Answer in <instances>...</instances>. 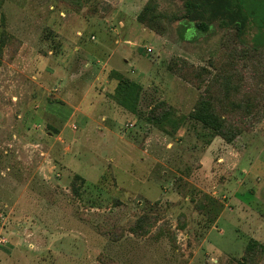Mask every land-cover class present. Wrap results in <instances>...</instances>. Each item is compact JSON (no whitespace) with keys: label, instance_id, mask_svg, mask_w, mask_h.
I'll use <instances>...</instances> for the list:
<instances>
[{"label":"rangeland","instance_id":"rangeland-1","mask_svg":"<svg viewBox=\"0 0 264 264\" xmlns=\"http://www.w3.org/2000/svg\"><path fill=\"white\" fill-rule=\"evenodd\" d=\"M111 1L0 0V264H239L264 243V82L227 26L239 15L264 45V0H194L203 30L181 28L189 0H156L161 39L136 21L145 0ZM235 67L253 112L232 143L209 141L187 78ZM115 74L141 87L136 114ZM161 103L163 128L147 120ZM202 194L223 206L209 230Z\"/></svg>","mask_w":264,"mask_h":264},{"label":"trees","instance_id":"trees-1","mask_svg":"<svg viewBox=\"0 0 264 264\" xmlns=\"http://www.w3.org/2000/svg\"><path fill=\"white\" fill-rule=\"evenodd\" d=\"M62 1L71 3L73 6L79 8L91 2V0ZM184 5L185 14L181 18L184 22L181 24V28L185 30V24L194 22L195 26L200 28V30L205 29L206 25L202 22H196L190 12L192 7L198 8L197 3L194 2V0H189L186 1ZM212 5L214 9L213 13H219L215 2L212 3ZM215 17H217V15ZM136 21L143 26L144 29L158 36H162L165 32L163 18L161 12L158 10L156 0H147L145 2L141 11L136 16ZM220 22L223 23L221 19ZM227 27L229 31H231L232 36H234L235 63L238 59H241L244 61L245 66H247L246 63L253 59L252 63L256 65L259 81L264 82V45L250 44L248 41L249 38H246V22L244 19H241L239 15H236ZM181 62L183 63V61ZM175 65L177 67L176 63ZM115 75L117 76L118 84L115 89L114 98L122 107L132 114H136L137 101L139 99L141 87L133 81L125 79L120 75ZM180 76L183 77L182 75ZM187 80L190 82L193 81V83L202 90L188 119L200 125L201 129L205 131L209 141L214 137H220L227 143H232L236 140L244 131V127H242L241 124L247 119L248 115L253 112V103L250 99L251 91L247 90L248 88L244 84L246 81H243L237 67L233 68L232 72L224 71L222 68L211 78H208L207 72L203 74L197 70H193ZM241 86L246 92L244 98L241 96ZM252 92L257 98L261 99L264 91L259 89L258 91L253 90ZM170 119V107L164 103L153 107L147 115V120L160 128H163L164 124L170 122ZM238 119L239 123L235 124L236 121L238 122ZM77 179L80 180V178ZM195 207L198 214L204 217V227H206L207 230L215 224L223 208L221 203L206 194H202L201 198L196 202ZM143 219L144 217L137 220L136 224L131 229L132 234L137 236L147 233V230H144L142 233L140 232L142 228L140 223H142ZM239 264H264V243L255 239H249Z\"/></svg>","mask_w":264,"mask_h":264},{"label":"crops","instance_id":"crops-1","mask_svg":"<svg viewBox=\"0 0 264 264\" xmlns=\"http://www.w3.org/2000/svg\"><path fill=\"white\" fill-rule=\"evenodd\" d=\"M105 1H107L108 3H110L112 6H113V4L111 3L112 1L111 0H105ZM147 0H145L144 1V3H143V5L145 4V2H146ZM142 5V6H143ZM147 30V29H146ZM149 31V30H148ZM154 34V33H153ZM156 35V34H155ZM156 36H158V35H156ZM160 39L162 38L161 36H158ZM127 42H129V41H127ZM75 50H77V48L75 49ZM106 65H108V62L106 63ZM97 81L99 80L98 78L96 79ZM87 96V95H86ZM86 96H85V98H86ZM85 98H84V100H85ZM92 98H94V97H92ZM84 100H83V102H82V104H84ZM95 100V99H94ZM91 105V104H90ZM90 105H88L87 104V106H89L90 107Z\"/></svg>","mask_w":264,"mask_h":264},{"label":"built area","instance_id":"built-area-1","mask_svg":"<svg viewBox=\"0 0 264 264\" xmlns=\"http://www.w3.org/2000/svg\"><path fill=\"white\" fill-rule=\"evenodd\" d=\"M147 52L150 53V52H151V49L148 48V49H147Z\"/></svg>","mask_w":264,"mask_h":264}]
</instances>
